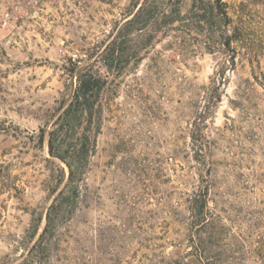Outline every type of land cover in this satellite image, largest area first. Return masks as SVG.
I'll use <instances>...</instances> for the list:
<instances>
[{
  "label": "rangeland",
  "instance_id": "374dc122",
  "mask_svg": "<svg viewBox=\"0 0 264 264\" xmlns=\"http://www.w3.org/2000/svg\"><path fill=\"white\" fill-rule=\"evenodd\" d=\"M229 1L234 10L245 0ZM248 2L249 34L264 71V1ZM129 3L45 0L42 12L20 21L0 0V264L23 262L68 181L67 165L49 152L48 133L72 98L73 61L97 63L109 84L84 194L60 226L47 264H166L188 248L189 211L182 202L200 178L190 136L195 105L204 104V87L230 54L220 36L214 42L205 32L171 31L159 34L142 61L108 74L101 55L127 20ZM236 63L205 130L220 145L213 158L221 183L213 198L236 171L229 163L241 157L225 127L229 117L238 120L232 99L252 69L242 55ZM238 191H230V202L237 203Z\"/></svg>",
  "mask_w": 264,
  "mask_h": 264
},
{
  "label": "trees",
  "instance_id": "16d2710c",
  "mask_svg": "<svg viewBox=\"0 0 264 264\" xmlns=\"http://www.w3.org/2000/svg\"><path fill=\"white\" fill-rule=\"evenodd\" d=\"M43 1L1 0L7 13L18 14L20 21L30 19L26 16L35 9H43ZM245 1L239 9L232 10L229 0H190L189 6L186 0H130L124 9L127 20L119 26L107 52L101 55L107 73L119 74L132 62L142 61L143 52H148L159 34L194 30L213 39L222 37L221 44L230 54L218 72L219 77L212 78L211 84L204 87V104L195 105L190 136L200 178L197 187L182 202L189 211L188 248L184 252L178 250L166 264H264V93L259 89L264 91V71L247 22L248 1L264 0ZM239 55L251 64L252 79L239 85L237 96L232 99L239 111L238 120L229 117L231 124L225 128L232 133L228 137L231 145L239 143L236 146L241 148V157L229 163L236 171L228 174L227 188L213 198L212 189L221 183L213 158L214 148L220 145L205 130L213 109L222 101L226 72L235 69ZM78 63L73 61L69 70L76 77L72 98L62 106L48 133L49 152L67 165L68 181L49 207L40 237L23 262L17 264H47L60 226L72 217L84 194L86 175L101 133L102 99L109 77L97 63L83 66ZM231 152L236 156L235 151ZM258 152L263 161L254 159ZM243 168L249 171L246 173ZM231 176L234 181L230 183ZM235 188L240 189L237 203L228 199Z\"/></svg>",
  "mask_w": 264,
  "mask_h": 264
}]
</instances>
